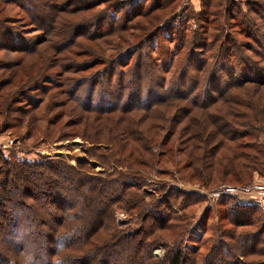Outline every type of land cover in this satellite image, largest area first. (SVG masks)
Returning a JSON list of instances; mask_svg holds the SVG:
<instances>
[{
	"label": "trees",
	"instance_id": "16d2710c",
	"mask_svg": "<svg viewBox=\"0 0 264 264\" xmlns=\"http://www.w3.org/2000/svg\"><path fill=\"white\" fill-rule=\"evenodd\" d=\"M0 2L19 9L14 19L44 36L32 46L16 42L12 64L0 68V135L27 126L25 141L80 137L112 171L95 172L88 161H29L0 149V207L11 210L1 213L0 264H20L29 242L37 264H50L52 236L78 199L90 213L88 231L68 249L65 264H184V245L198 226L192 211L207 198L159 182L179 179L213 193L250 188L257 174L264 176L257 135L264 130L257 89L264 92V81L254 77L264 70L244 53L257 56L252 41L262 47L254 34L260 21L264 29V0L248 3L250 14L233 0H203L191 19L184 11L174 15L183 0H151L146 8L130 0ZM238 16L236 34L228 33L224 26ZM242 63L251 66L239 77L235 66ZM220 75L228 79L216 84ZM113 88L115 103L104 98ZM48 207L57 212L43 215ZM253 209L259 225L229 220L226 230L219 218L215 248L204 260L192 252L188 262L264 264V209ZM120 211L128 217L124 224L116 221ZM210 215L206 207L199 220L206 231L202 219ZM160 245L162 258L154 255ZM233 250L234 261L226 260Z\"/></svg>",
	"mask_w": 264,
	"mask_h": 264
},
{
	"label": "rangeland",
	"instance_id": "374dc122",
	"mask_svg": "<svg viewBox=\"0 0 264 264\" xmlns=\"http://www.w3.org/2000/svg\"><path fill=\"white\" fill-rule=\"evenodd\" d=\"M130 1L132 2V5H134V7L136 8L138 7L146 8L151 0H130ZM202 1L203 0H183V8L178 9L174 15L179 14L181 11H184L182 17L191 19L193 14H197V15L201 14ZM233 1L238 6L239 10L242 11V14L244 13L250 14L254 6L250 7V4L248 3H252L251 1H255V0H233ZM232 8H233L232 4H229L224 9H222L221 12L223 13V16H225V14L228 15L227 13H231L230 9ZM116 11H120V8H117ZM262 14H264L263 11ZM19 15H20V10L17 9L15 6L4 5L2 4V2H0V25L3 24L6 27L3 28L2 26H0V28H3L0 30V68L2 67L3 64H7V63L10 64L11 61L14 60L15 54H13L11 50L17 47L16 42H23V43H19L20 45L24 44L27 46L29 45L32 46L33 44H35L44 37L40 32L37 31L36 28H31V26L25 24V22H21L19 20L14 19ZM183 18H180L179 21H181V19ZM13 23H17V24L13 25ZM240 23H241V19L238 16V18H235L234 22L229 23L228 25L224 26V28L228 30V33H232L235 35L236 30L238 29V25H240ZM189 25L193 26V23H189ZM258 27H260L261 30L256 31L257 36L256 34H254V37L257 39V42L261 44L262 47L256 45L253 41L250 42L249 45L252 46V49L256 50V53L261 54L262 57H260L258 54L257 56H254L253 53L248 52L247 50L246 51L244 50L245 51L244 53L247 55L248 58L252 59V61L255 62L254 66L256 68L258 65L259 69L263 71L264 70V29L261 26V21L258 24ZM3 32L5 33L4 35ZM17 37H19L20 39H17ZM239 42L246 43L245 45L248 46V42L245 41L240 36H239ZM43 47L40 49H44ZM4 48L5 50H3ZM250 66H248V64L245 63L236 65L235 66L236 75L240 77L241 76L240 72H242L243 70L244 72H246ZM230 75L232 74L230 73L228 76ZM246 75H249V73L247 72ZM219 77L220 80L215 81L216 84H218L219 82L225 83L226 80L228 79V77L223 78V75H220ZM252 77L253 75L250 74L248 78H252ZM254 77L256 79L259 78V80L257 79L260 82L259 84H262V82L264 81V76L259 75L258 77L257 76ZM260 86L261 85H259V87ZM140 89H142L141 86ZM257 89L260 90V95L261 97H263L262 99L259 100L260 102H263L264 92L262 88H257ZM114 90L115 88H113V91H111L110 95L107 93V95L104 96L105 100L109 101V99L112 98V102L115 103ZM138 92H140L139 89H137V93ZM45 124L42 123L39 126H43ZM26 127L20 129L18 132L11 131L0 135V149L3 150L4 153H6V155L13 154L16 155L19 159H27L29 161L39 160L44 157L62 158L63 160H65L66 162L72 165H76L77 163L82 161L83 162L88 161L90 162V165L94 167L95 172L112 173L108 163H104L99 159L94 158V156H91V155L98 156V151L91 148V145H88L80 137H74L64 141H53V142L51 141L42 142V140L39 141L37 140L36 142L35 140L25 141L22 140V136L26 133ZM257 135L259 137L258 140L260 141V143L258 144L264 145V130H260L259 132H257ZM99 153H101V151H99ZM13 179L11 180L13 181ZM159 183H160L159 187L160 186L162 187L163 185L165 186V185L175 184L179 189H183L188 193H192V192L203 193V195H205V197L207 198V203L198 206L197 208H195L194 211H192L193 213V218L191 219L192 226L194 225H198V226H196V228L194 229L196 234L194 236H191L188 242L184 245V251L186 252L187 255L185 260L186 262L184 264H192L188 262L195 257L192 252L199 250L197 253L200 254L199 259L204 260L203 257L208 255V251L210 250V248H215V246H213L214 241L220 239L221 237V232L216 231V228L217 227L219 228L218 225L219 218H221L220 223L222 224V226L224 225V228L226 230L231 228L230 223L228 224L229 220L231 222H235V221H237V223L251 222L259 225V223H257V219L254 216L255 209L253 208L259 207L261 209H264V176L260 177V175L257 174L250 188L241 190L239 188H234V187H224V189H221L213 193H208L207 191L199 188L198 186L186 185L183 182H181L179 179L174 181L173 179L165 177ZM150 189L153 190L155 189V187ZM44 196L45 195H43L42 197ZM41 203L44 204V205L41 204L43 207L46 206L45 198L41 200ZM206 207H209L211 210V215L208 216L210 217V221H208L207 217L203 218L202 221L205 225L209 224L208 231H206L204 228H201V222H199V220L201 219L202 211ZM30 209H31L30 212L32 213L36 210V208H34L33 206H31ZM44 210L45 211L43 215H46L45 213L53 214L56 211L55 209L49 207ZM8 211H11L9 205H2L0 207V222H4L3 218L5 217L1 215V213L3 214L4 212H8ZM25 212L29 213L28 210H26ZM116 219H117L116 220L117 223L121 222V224H124L126 223L128 217L125 214V212L120 211L116 214ZM250 230L251 229L248 228L246 231L248 232ZM251 231L252 232H250L249 235L253 234V232L255 231L254 228ZM198 242H200V246L199 244H197ZM205 242L207 243L206 245L204 244L205 245L204 246L203 243ZM196 244L197 246H195ZM215 245H217V241ZM200 247L201 249H199ZM235 247L236 249L241 248V246H235ZM235 254H236L235 250H233L231 254H229L230 257L226 255L227 258L225 259L229 261H234ZM154 255L156 257L162 258L165 255L164 247L160 245L157 248H155ZM212 256L213 254L211 255V257ZM242 261H244V259ZM211 264H225V262L224 259L222 260L221 263L215 260L214 262H211Z\"/></svg>",
	"mask_w": 264,
	"mask_h": 264
},
{
	"label": "clouds",
	"instance_id": "9594fccd",
	"mask_svg": "<svg viewBox=\"0 0 264 264\" xmlns=\"http://www.w3.org/2000/svg\"><path fill=\"white\" fill-rule=\"evenodd\" d=\"M87 205L79 199L70 207L60 223V227L52 236V253L50 264H65L66 253L73 242L83 237L88 231L89 211ZM20 243L21 240L17 239ZM82 242V241H81ZM21 252L20 264H37V249L32 243H26Z\"/></svg>",
	"mask_w": 264,
	"mask_h": 264
}]
</instances>
